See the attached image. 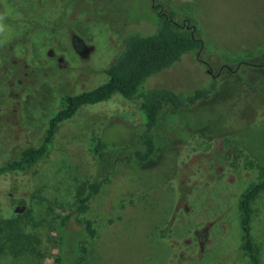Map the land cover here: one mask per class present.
I'll return each instance as SVG.
<instances>
[{"label":"rangeland","instance_id":"obj_1","mask_svg":"<svg viewBox=\"0 0 264 264\" xmlns=\"http://www.w3.org/2000/svg\"><path fill=\"white\" fill-rule=\"evenodd\" d=\"M45 1V18H36L51 28L14 47L16 61L38 75L34 88L22 86L9 98L0 80V165L40 143L62 95L107 79L101 70L119 52L123 28L144 35L156 29L153 2L193 21L202 46L145 85L186 95L213 88L193 105L162 108L150 130L155 151L142 163L132 158L144 148L137 102L115 94L67 119L72 133L54 139L46 158L0 178V264H71L85 234L73 216L63 225L61 218L105 177L91 150L97 137L107 143L111 165L89 199L97 232L83 264H251L241 250L238 201L264 177V0ZM0 4L16 19L30 18L34 6ZM0 28V43L13 39L16 27L0 19ZM26 81L24 72L18 82ZM251 209L264 264V191Z\"/></svg>","mask_w":264,"mask_h":264},{"label":"trees","instance_id":"obj_2","mask_svg":"<svg viewBox=\"0 0 264 264\" xmlns=\"http://www.w3.org/2000/svg\"><path fill=\"white\" fill-rule=\"evenodd\" d=\"M33 9L27 12L31 17L16 19L7 16L0 4V17L2 21L16 27L15 36L10 41L0 43V80L6 81V90L9 98H13L15 91L31 90L34 88L35 70L26 65L23 59L16 61L14 54L15 45H27L30 35L40 28H49L52 24L36 17L46 16L45 0H33ZM152 8L157 13L156 29L147 35L132 32L123 28L120 32L121 47L113 61L104 67L103 72L107 79L100 85L77 94H64L60 98L58 110L50 117L45 133L37 146H29L21 150L18 157L8 160L0 165V178L9 173L27 171L35 167L47 157L49 147L54 139L62 134L72 133V129L65 121L74 116L81 108L112 98L115 94L126 100L137 102L145 118V129L140 134V141L144 148L136 150L132 158L140 163L147 161L155 151V145L150 130L157 124L159 113L165 105L174 109L193 105L201 99L207 98L213 85L209 88L195 89L190 94L176 93L165 87H147V79L170 67L179 61L184 54L197 52L202 46V39L195 23L188 18L177 20V13L170 7L152 3ZM44 10V11H42ZM51 28V27H50ZM26 72V83L19 84V76ZM29 79H33L29 80ZM5 83V82H3ZM107 143L101 137L94 140L92 152L97 156L101 165V174L106 177L110 170ZM130 158V157H128ZM104 177V178H105ZM104 178H98L88 185L89 192L77 199L75 208L61 218L63 225L69 218L79 224L85 238L77 244L78 253L71 264H83L88 244L95 237L97 229L93 220L88 216L89 199L96 193ZM264 191V177L245 192L238 201L240 209V225L242 230L243 250L250 259L251 264H261L257 254L254 239L251 233V203L260 192ZM1 239V237H0ZM1 244V243H0ZM1 249V245H0ZM60 259L57 258L58 262Z\"/></svg>","mask_w":264,"mask_h":264},{"label":"clouds","instance_id":"obj_3","mask_svg":"<svg viewBox=\"0 0 264 264\" xmlns=\"http://www.w3.org/2000/svg\"><path fill=\"white\" fill-rule=\"evenodd\" d=\"M0 19H3L2 17H0ZM0 30H2V28H0Z\"/></svg>","mask_w":264,"mask_h":264}]
</instances>
